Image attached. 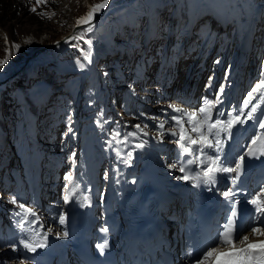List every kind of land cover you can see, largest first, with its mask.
I'll list each match as a JSON object with an SVG mask.
<instances>
[{
    "label": "rangeland",
    "instance_id": "1",
    "mask_svg": "<svg viewBox=\"0 0 264 264\" xmlns=\"http://www.w3.org/2000/svg\"><path fill=\"white\" fill-rule=\"evenodd\" d=\"M5 2L0 0V61L6 59L7 63L0 66V77L13 73L15 77L0 87V264H25L22 259H12L14 248L3 237L10 240L13 227L10 223L3 225L13 209L14 215L18 214L20 204L29 209L28 200L36 202L40 199L35 192L30 199L39 186L43 187L45 194L61 195L74 174L85 177L92 168L85 166L91 163H87V158L94 145L96 151H103L101 155L104 157L106 152L110 154L113 151L109 146L125 147L124 139L110 136L113 120L102 122L95 144L92 140V137L97 138L93 128L98 126V122L104 117L113 118L103 106V98L99 95L103 91L94 80L97 69H103L101 86L111 94L116 107H126L125 112L129 116L126 126L131 125L135 132L134 123H141L146 129L149 126L150 133L163 124V111L167 107L174 108L176 104L170 102L169 95L166 99L161 98L158 81L166 80L171 67L182 81V75L186 73L185 81L193 79V66L200 54L205 53L215 65L216 75H221L219 88L224 73L231 71V74L241 68L242 63H236L232 54L242 53V49L235 51L237 37H241L246 22L249 23L251 18L254 19L253 29L258 32L257 35L254 33L258 59L255 62V58H248L250 62L244 71L249 74L245 81L248 83L264 76V0H248L246 8L240 0H111L104 14L92 24V30L85 31L86 27H83L78 41L61 50L59 61L41 57L42 54L18 72L17 69L34 50L63 39L77 26L76 21L87 14L89 6L102 0H47L46 4L39 5L36 0H9L12 8L21 7L14 18L3 14ZM202 3L209 7L218 6L222 12L232 15L231 28L208 42L210 24L214 22L208 19V11ZM32 7H36V13L55 15L51 19L41 18L31 12ZM85 37L91 41L96 66L92 63L89 46L82 42ZM223 37L226 40L221 44L219 40ZM211 42H217V46L208 49ZM13 45H19V48ZM212 50L213 55L210 56ZM195 53L197 55L193 58ZM172 61L181 64L174 65ZM82 69L87 70L86 80L89 81L84 90L83 106H80L75 96L79 94L82 74L78 72ZM216 79L218 76L213 80ZM217 84L218 80L214 84L211 82L210 89H216ZM255 84L250 83L251 88ZM85 99L88 103L84 108ZM27 104L30 106L28 109ZM97 105L102 107V111H93L90 113L93 118L89 119L90 115L85 110ZM103 125L108 127V133L102 130ZM101 133L107 136L106 144H102ZM130 133L127 128L123 132ZM149 149L155 148L151 146ZM111 157H107L108 160ZM77 166L79 171H76ZM104 169L103 165L101 175ZM69 175L70 179H66ZM13 198L17 203H10ZM32 211L47 218L41 209L34 207ZM21 212L25 211L21 209ZM21 227L22 222L14 231L16 244L19 239L16 233Z\"/></svg>",
    "mask_w": 264,
    "mask_h": 264
},
{
    "label": "snow or ice",
    "instance_id": "2",
    "mask_svg": "<svg viewBox=\"0 0 264 264\" xmlns=\"http://www.w3.org/2000/svg\"><path fill=\"white\" fill-rule=\"evenodd\" d=\"M37 5L41 3H47V0H36ZM109 4V0H102L101 3L89 6L87 14L80 17L76 23L77 26L85 25V31L92 30V20L96 13L105 9ZM31 12L36 13V7H32ZM41 18L47 17L51 19L55 13L48 15L46 13H36ZM78 38V37H74ZM7 43V38L5 37ZM91 46V41H88ZM18 49L19 45H13ZM7 63V60L0 61V66ZM223 95V87L219 89V93L216 100L219 102ZM259 100L264 102V78L249 91L247 98L243 101V107L239 111H229L226 119L220 117L225 116L223 111H220L216 119L212 118L211 109L215 107V104L205 100L203 106L196 111L187 112L182 108H174L173 110L179 113L178 116L172 117L175 124L171 130V134L176 136L175 143L178 145L181 154L192 157L186 162H182L179 166V171L184 175L177 177V179H193L196 182V186L201 183L209 186H213L217 183V174L226 173L237 175L241 171L244 163L245 156L249 157H264V113L261 114V118H256L255 114L260 107V103L253 104V100ZM251 107L249 108V106ZM247 110V111H246ZM247 117V120H255L257 131L251 137L248 150L244 155L239 156L235 166H224L221 163V153L223 145L226 139H230L232 135V128L237 124H244L246 120L243 117ZM187 125V127H185ZM138 130L139 125L135 126ZM160 129L164 128V124L159 125ZM223 134V139L221 138ZM135 135V133H130ZM163 135V132L160 133ZM143 144H137V148H142ZM205 149H212L215 155H208ZM129 159L131 153L128 154ZM198 164L201 171L196 172L194 176H189L186 165ZM176 167V165H172ZM66 179H70V175L66 176ZM236 177L231 178V182L235 184ZM225 200L230 203V216L227 223L224 225L222 232L217 234L216 240L206 245L200 255L195 259L193 264H264V239L253 243L250 241L251 237H264V189H261L260 193L254 196L248 201L253 205L254 223L250 227L249 234H244V229H241L237 233L235 229V218L237 216L236 205L238 201L231 200L233 196V190L231 188L222 192ZM87 199V197H85ZM69 201V194H65L64 202ZM10 203H17L13 198ZM19 207L27 214L35 216V212L30 209H25L23 204ZM59 222L61 225L65 223L64 215L59 216ZM107 231V229H105ZM64 235H67L65 232ZM46 239V237H45ZM23 246L29 251H35L37 247H43V243H33L31 241H21ZM243 246V247H241Z\"/></svg>",
    "mask_w": 264,
    "mask_h": 264
},
{
    "label": "bare ground",
    "instance_id": "3",
    "mask_svg": "<svg viewBox=\"0 0 264 264\" xmlns=\"http://www.w3.org/2000/svg\"><path fill=\"white\" fill-rule=\"evenodd\" d=\"M215 18L219 17V15L217 13H214L213 15ZM212 19V22L216 23L217 19ZM83 27H86L85 25H80V26H76L74 27L67 36L63 37V39L52 43L53 46H51L50 48H46L45 47H41V48H46L41 54V57L47 58V59H52L55 62L59 61V53L61 52V50H63L67 45L73 43V42H77L79 39V35L82 34V29ZM75 30V31H74ZM74 37H78V38H74ZM81 37V36H80ZM81 39V38H80ZM38 48V49H41ZM64 51V50H63ZM39 55H37L36 57H34L33 59L37 58ZM30 59L28 60V63L33 60ZM27 63V64H28ZM25 64V62L22 64V66ZM20 66V67H22ZM14 75H10V76H1L0 77V87H2L8 80H10ZM211 87H209L210 89ZM104 127H106V125H103ZM106 133H108V131L106 130ZM102 134V133H101ZM129 138H132L131 135L127 134ZM105 134L101 135V139H102V144H106L107 142L106 140ZM125 140V139H124ZM124 145L125 147H120L118 148L119 145H113V146H109V148H111L110 154L106 152V157L112 156L110 158L111 162H107L108 167H112L114 165V162H112V159H114L116 156H118V159L122 158L124 155H128L129 153H133L136 151V153L134 155H131V158L127 159V165L129 164V166H134L136 164V162L140 159V158H145L148 159L147 155H144L141 151L140 148L136 147V144L131 143V142H127L124 141ZM117 146V147H116ZM117 148V149H116ZM117 150H119V152L121 153V155H119L117 153ZM144 152V151H143ZM153 156H155L154 154H151ZM109 160V161H110ZM108 168V169H109ZM113 168V167H112ZM161 173L163 169H158ZM122 170L119 171V173ZM118 173V174H119ZM74 195L77 197V200L80 202L83 197L78 193L77 190H75ZM66 203H64V207L66 208ZM78 209L74 208V206L72 204H70V226L72 229V234H74L75 236H77V238L81 239L83 238V234L86 230L85 227H80V224H82L84 222V215L81 213H77ZM40 220L43 221V223L47 224L48 223V219L43 217V216H39ZM38 223H40V221H38ZM37 222H35L32 218L31 215L28 214L27 215V219L25 221L22 222V227L17 231V236L19 237L18 241H17V247L19 249H23L25 251H29L27 248H25L23 246V243H21V241H31L33 243H43L44 246L43 247H37L36 250L41 249H47V239L49 237V234H51V232H53V230L55 229L54 226H49L46 229H43L42 231L39 229V225ZM46 231V232H44ZM249 233H245V235H247ZM46 237V239H45ZM64 239V235L62 237ZM264 239V237H250V241H254L253 243H256V241Z\"/></svg>",
    "mask_w": 264,
    "mask_h": 264
},
{
    "label": "water",
    "instance_id": "4",
    "mask_svg": "<svg viewBox=\"0 0 264 264\" xmlns=\"http://www.w3.org/2000/svg\"><path fill=\"white\" fill-rule=\"evenodd\" d=\"M111 0H109V2H110ZM107 8V7H106ZM105 8V9H106ZM105 9H103V11L101 12V13H99V14H96L95 16H94V18H93V20H92V23L93 22H95L104 12H105ZM51 46H53V44H49L46 48H50ZM46 48H41V49H36V50H34L27 58H26V60L24 61L25 62V64L22 66V67H19L18 69H17V72L18 71H20V70H22L26 65H27V63H28V60H30V59H33L34 57H36L37 55H39V54H41ZM16 72V73H17ZM14 75H15V73H13Z\"/></svg>",
    "mask_w": 264,
    "mask_h": 264
},
{
    "label": "trees",
    "instance_id": "5",
    "mask_svg": "<svg viewBox=\"0 0 264 264\" xmlns=\"http://www.w3.org/2000/svg\"><path fill=\"white\" fill-rule=\"evenodd\" d=\"M6 2L3 3V9H2V12L3 14H5V16H7L8 18H14V16L17 14L18 10L21 8V7H16V8H12L11 6V3L9 2V0H5ZM1 11V9H0ZM49 76H47L48 78ZM50 78V77H49ZM30 107V106H28ZM33 112H34V109H33Z\"/></svg>",
    "mask_w": 264,
    "mask_h": 264
}]
</instances>
